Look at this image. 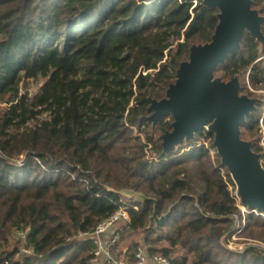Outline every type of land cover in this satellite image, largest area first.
I'll return each mask as SVG.
<instances>
[{
    "label": "trees",
    "instance_id": "obj_1",
    "mask_svg": "<svg viewBox=\"0 0 264 264\" xmlns=\"http://www.w3.org/2000/svg\"><path fill=\"white\" fill-rule=\"evenodd\" d=\"M253 7L264 16V0ZM217 13L202 0H0V264H94L88 234L122 205L138 208L114 250L141 235L117 253L127 264L139 247L170 264H264L263 247L222 243H264V217L250 211L243 225L214 134L165 153L171 115L156 127L142 119L191 45L210 41ZM215 73L238 76L241 93L258 99L241 131L264 164V42L245 33ZM39 77L35 95L21 92ZM123 190L155 198L165 223H150L153 201ZM21 245L31 253L16 259Z\"/></svg>",
    "mask_w": 264,
    "mask_h": 264
},
{
    "label": "water",
    "instance_id": "obj_2",
    "mask_svg": "<svg viewBox=\"0 0 264 264\" xmlns=\"http://www.w3.org/2000/svg\"><path fill=\"white\" fill-rule=\"evenodd\" d=\"M203 5L218 9V23L210 41L191 45L188 58L179 64L175 80L165 96L150 99L151 114L143 120L156 127L171 115L172 129L161 134L165 153L195 138L207 129L214 134L213 145L221 163L228 169L241 203L264 213V165L261 153L242 137L241 127L256 111L258 99L241 93L238 76L224 80L216 75L219 65L241 48L245 33L264 42V16L253 7L254 0H202ZM127 199L153 201L149 221L163 225L168 215H159L158 201L136 191L117 192Z\"/></svg>",
    "mask_w": 264,
    "mask_h": 264
},
{
    "label": "built area",
    "instance_id": "obj_3",
    "mask_svg": "<svg viewBox=\"0 0 264 264\" xmlns=\"http://www.w3.org/2000/svg\"><path fill=\"white\" fill-rule=\"evenodd\" d=\"M236 197L238 204H241L239 207L243 216L251 211L264 217V213L243 205L237 194ZM131 208L137 209L138 207L132 205L120 206L113 214L100 221L94 230L88 234L95 245L94 260L102 259L99 264H127L124 256L119 257L117 254L114 255V246L120 239L121 231L119 230V226L130 222L129 211ZM18 235L21 239L25 240L26 231H19ZM81 236H85V234H81ZM24 251H27V249L24 248ZM123 252H126V249H123ZM135 257L136 261L134 264H170L169 259L164 256L155 255L154 257H149L144 247L137 249ZM2 264L9 263L4 262Z\"/></svg>",
    "mask_w": 264,
    "mask_h": 264
},
{
    "label": "rangeland",
    "instance_id": "obj_4",
    "mask_svg": "<svg viewBox=\"0 0 264 264\" xmlns=\"http://www.w3.org/2000/svg\"><path fill=\"white\" fill-rule=\"evenodd\" d=\"M44 81H45V79L41 78V77H39L37 79H26L21 84V92L22 93H28L29 95H35L39 91V89H40L41 85L44 83ZM6 105H7V103L4 102V103H2L0 108L5 107ZM44 117L45 116L43 115V116H40L39 118L42 119ZM34 123H36V121L32 120L27 125L32 126ZM206 145L209 146V143L206 142ZM261 161H262V164H263V160H261ZM235 187H236V185H235ZM229 188L234 192L233 186L230 185ZM235 194H236V191H235ZM238 205H241V204L239 203ZM242 222H243V225L246 223L245 216H243V221ZM15 237L17 238V236H15ZM133 238L140 240L141 239V235L134 236ZM133 238L132 237H128L127 239L122 241L118 245L119 246L118 249H116L114 251V255L117 254L118 252H122V255H123L124 254L123 249L127 250L128 243ZM222 243H223L224 246H227L229 249L240 250V251L243 250L245 247H250L251 245L260 246V247L264 248V243L262 241H260V240H257V239H252V240L251 239H244L243 237H239V236H236V235L231 237V239L228 242L223 240ZM24 253H31V251L28 248H27V251H24V246L21 245L20 252L17 253L15 258L16 259L22 258ZM101 261H102V259L94 260V264H99V263H101Z\"/></svg>",
    "mask_w": 264,
    "mask_h": 264
}]
</instances>
